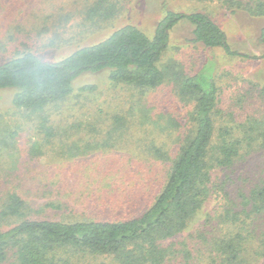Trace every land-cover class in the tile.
<instances>
[{
    "label": "trees",
    "instance_id": "16d2710c",
    "mask_svg": "<svg viewBox=\"0 0 264 264\" xmlns=\"http://www.w3.org/2000/svg\"><path fill=\"white\" fill-rule=\"evenodd\" d=\"M159 1L162 0H136L133 5L136 9L144 5L159 9L153 36L137 25L127 24L102 41L79 47L60 61L44 59L40 51L58 47L63 43L65 30L74 27L73 15L66 4L42 0L47 7L43 9L40 4V12L32 14L35 19L29 22L32 28L17 25L27 43L17 45L12 56L0 63V94L4 93V98L5 94L11 95L8 103L11 111H19L36 124L41 142L36 140L30 147L29 154L34 159L50 156L44 150L46 145L51 150L58 147L56 152L63 160L112 148L116 134L123 135L131 128L127 118L112 114L108 118L112 129L105 133V141L99 142L96 138L102 133L99 124L106 118L101 108L96 114L78 113L75 123L62 127L69 120L56 119L62 103L77 91L81 97L100 90L94 81L77 87L76 82L82 77L103 76L114 86L128 85L142 91L158 90L171 77L178 97L192 103L194 108L191 130H187L183 140L180 137L172 143L178 146L176 157L168 150L169 146L166 149L154 146L150 150L154 161H169L172 166L159 192L147 183L140 187V195L146 193L149 203L136 216L72 219L82 217L83 212L54 200V190L43 194L22 184L6 186L0 194V264H195L192 247H198L199 242L187 234L191 224L214 195L232 201L226 190L228 182L219 183L214 171L232 169L241 158L264 150V119L248 118L246 123L240 122L235 127L217 129L215 115L220 93L214 57H208L193 76H183L175 65L165 69L160 66L173 32L185 24L193 27L192 38L188 39L192 45L207 51L222 50L231 58L251 56L235 51L227 31L205 12L183 13L167 6L166 1L158 4ZM193 1L218 3L233 13L244 12L264 22V0ZM120 3L119 0H87L79 27L92 29L115 21L122 13ZM27 8H31L29 4ZM14 30L16 27L6 35L7 41H0L1 49L16 42ZM257 40L264 45V26ZM34 59L41 66L38 80L23 74L24 67ZM262 93L264 96V87ZM141 121L140 118L136 121L137 126L144 127L146 124ZM179 127L177 121L170 119L166 126H160L161 134L172 137ZM81 132L88 134L87 140L67 144L72 137H82ZM20 133L12 127L2 130L0 123V154L15 150L6 138L12 139ZM46 195L49 201L35 204L40 198H48ZM242 197V204L232 202L217 212L215 218L223 232L213 233L200 243L204 248L199 253L207 258L208 264H264V181L251 186ZM65 208L66 212L62 213L70 217L68 220L36 217L47 209Z\"/></svg>",
    "mask_w": 264,
    "mask_h": 264
},
{
    "label": "rangeland",
    "instance_id": "374dc122",
    "mask_svg": "<svg viewBox=\"0 0 264 264\" xmlns=\"http://www.w3.org/2000/svg\"><path fill=\"white\" fill-rule=\"evenodd\" d=\"M53 1L58 5L66 4L67 10L73 15L74 20L71 24L74 27L69 26L65 30L63 43L58 47L40 51V56L51 61H60L83 45L102 41L113 31L127 24L137 25L148 35L153 36L158 20L157 11L160 13L159 9H151L146 5L139 9L134 8L136 0H119L122 13L115 21L86 29L83 24V27H79L78 23H82V10L85 9L87 0ZM165 1L167 6L179 12H205L227 31L235 51L251 57L231 58L222 50L207 51L192 45L188 39L192 38L193 27L185 24L173 32L170 47L160 63L161 68L177 66V70L182 71L183 76H193L202 69L208 57L212 56L217 62L215 78L220 93L215 115L217 129L225 126L235 127L240 122L246 123L248 118L264 119L262 93L264 45L257 40L264 26L262 19L250 17L244 12L233 13L218 3L162 0L158 4H164ZM41 2L42 0H0V41H7L6 35L13 27H16L14 31L16 39L19 40H15L17 44L12 41L4 46V49L0 48V56H3L0 63L6 57L12 56L17 45L22 42L27 43L25 36L18 32L17 25L21 24L30 30L32 25L29 22H35L32 14L40 12V4L43 9L47 7ZM26 4L31 8H27ZM33 44H36V39ZM89 81L97 83L100 90L96 94L81 97L77 91L68 101L62 103L56 119H69L62 124V127L66 128L73 124L78 113L96 114L101 108L106 118L103 124H99L102 129V133L96 137L99 142L103 143L106 139L105 133L112 129L109 126L112 114L119 113L120 116L127 118L131 126L129 131L123 135L116 134L114 147L98 149L86 156L63 160L64 158L62 159L56 152L58 147H52L51 150L46 145L44 150L51 157L34 159L29 153L30 147L36 140L41 142L36 133L37 126L24 118L19 111H11L8 103L12 96L5 94L4 98L2 93L0 94L2 130L12 127L17 128L21 133L12 139L6 138L15 150L0 154V194L11 183L25 185L36 192L41 190L43 194L54 190V200L72 205L77 212H83L82 217L72 219L107 220L140 214L149 203L146 193L140 195L139 190L144 183L150 185L155 192L162 189L172 163L154 161L150 150L154 146L162 149L169 146L168 150L173 157H176L178 146L172 143L180 137L183 140L187 130H191L190 117L194 105L185 103L178 97L171 77H168V82L164 86L155 91H142L128 85L114 86L103 76L82 77L76 85L80 87ZM139 118L143 119L141 122H145L144 127L137 126L136 121ZM170 119L177 121L181 127L174 136L165 137L161 134L160 126H166ZM145 127L147 132H144ZM80 135L82 136L80 138L72 137L67 144L73 145L80 139H88L87 133L81 132ZM218 135L219 133L216 137ZM57 145L60 146V143L57 142ZM0 147H2L1 142ZM73 153H76V150ZM214 172L219 183L228 182L226 190L232 201L227 202L225 197L214 195L191 224L187 234L192 235L194 242H199L198 247H192L195 251L193 252L196 257L195 264H208L207 258L199 253V249L204 248L200 244L204 241L203 238H210L213 233L219 235L223 232V228L218 225L215 218L217 212L223 210L225 206H230L232 202L242 204L243 193L248 194L251 186L264 181V150L241 158L232 169ZM46 185L51 188L47 190L44 187ZM150 195L154 194L150 192ZM46 196L48 198H40L34 203L39 205L49 201V195ZM120 198L124 199L120 200ZM66 210L67 208L59 211L47 209L45 212H39L36 217L68 220L70 217L62 213Z\"/></svg>",
    "mask_w": 264,
    "mask_h": 264
},
{
    "label": "clouds",
    "instance_id": "9594fccd",
    "mask_svg": "<svg viewBox=\"0 0 264 264\" xmlns=\"http://www.w3.org/2000/svg\"><path fill=\"white\" fill-rule=\"evenodd\" d=\"M41 73V66L39 64V61H36L35 59L33 61H30L25 67H24V76L32 79V80H38L40 78Z\"/></svg>",
    "mask_w": 264,
    "mask_h": 264
}]
</instances>
